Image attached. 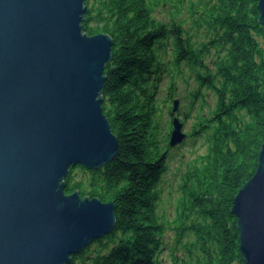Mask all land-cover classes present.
Masks as SVG:
<instances>
[{"label": "trees", "instance_id": "1", "mask_svg": "<svg viewBox=\"0 0 264 264\" xmlns=\"http://www.w3.org/2000/svg\"><path fill=\"white\" fill-rule=\"evenodd\" d=\"M259 2L85 0L84 32L114 40L102 105L119 151L71 167L65 191L113 201L116 225L71 264H247L233 208L264 144Z\"/></svg>", "mask_w": 264, "mask_h": 264}, {"label": "water", "instance_id": "2", "mask_svg": "<svg viewBox=\"0 0 264 264\" xmlns=\"http://www.w3.org/2000/svg\"><path fill=\"white\" fill-rule=\"evenodd\" d=\"M87 13L85 0H0V264H71L115 228L113 201L65 191L71 167L119 151L102 105L114 40L84 32ZM185 138L176 117L170 143ZM233 212L246 263L264 264V144Z\"/></svg>", "mask_w": 264, "mask_h": 264}, {"label": "rangeland", "instance_id": "3", "mask_svg": "<svg viewBox=\"0 0 264 264\" xmlns=\"http://www.w3.org/2000/svg\"><path fill=\"white\" fill-rule=\"evenodd\" d=\"M165 81V80H164ZM199 147V146H198ZM191 147L189 146H186L184 148V151H186V157H195L197 156L199 153H204L206 150H205V146H200L195 152H192L191 150ZM174 163L171 162V165H173ZM170 264V263H168Z\"/></svg>", "mask_w": 264, "mask_h": 264}]
</instances>
